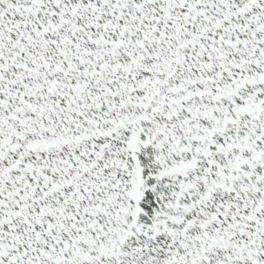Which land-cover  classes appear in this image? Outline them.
Returning <instances> with one entry per match:
<instances>
[{"label": "snow or ice", "instance_id": "1", "mask_svg": "<svg viewBox=\"0 0 264 264\" xmlns=\"http://www.w3.org/2000/svg\"><path fill=\"white\" fill-rule=\"evenodd\" d=\"M0 264H264V0H0Z\"/></svg>", "mask_w": 264, "mask_h": 264}]
</instances>
